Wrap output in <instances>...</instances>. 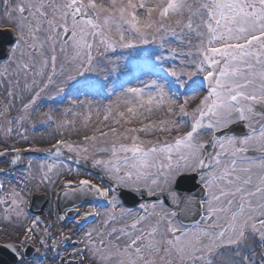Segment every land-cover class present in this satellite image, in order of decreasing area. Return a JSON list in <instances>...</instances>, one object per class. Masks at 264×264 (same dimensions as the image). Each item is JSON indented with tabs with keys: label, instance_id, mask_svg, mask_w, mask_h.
Wrapping results in <instances>:
<instances>
[{
	"label": "snow or ice",
	"instance_id": "snow-or-ice-1",
	"mask_svg": "<svg viewBox=\"0 0 264 264\" xmlns=\"http://www.w3.org/2000/svg\"><path fill=\"white\" fill-rule=\"evenodd\" d=\"M0 146V264H264V0H0Z\"/></svg>",
	"mask_w": 264,
	"mask_h": 264
},
{
	"label": "flooded vegetation",
	"instance_id": "flooded-vegetation-1",
	"mask_svg": "<svg viewBox=\"0 0 264 264\" xmlns=\"http://www.w3.org/2000/svg\"><path fill=\"white\" fill-rule=\"evenodd\" d=\"M56 182V180H55ZM82 209H84V207H82ZM85 211V210H84ZM83 211V212H84ZM82 212V213H83ZM62 228L63 229H67L69 230L71 233H73V235L77 236L78 237V234H79V228L73 223L72 219H68V222L67 223H63L62 222ZM68 248V247H67ZM69 251H67L66 253H68ZM63 255H67V254H63ZM85 263L89 264V262L87 260H85ZM46 264V263H45Z\"/></svg>",
	"mask_w": 264,
	"mask_h": 264
},
{
	"label": "rangeland",
	"instance_id": "rangeland-1",
	"mask_svg": "<svg viewBox=\"0 0 264 264\" xmlns=\"http://www.w3.org/2000/svg\"><path fill=\"white\" fill-rule=\"evenodd\" d=\"M68 104V103H67ZM67 104H65V106L63 105V106H60L61 107V109H63L64 107H66L67 106ZM54 107H56V106H54ZM45 110V109H44ZM42 111V110H41ZM74 111H78V110H74ZM72 120V119H71ZM76 126H79V122H77V124H76ZM42 131H44V129H39L37 132H35V134H41L42 133ZM34 136H36V135H34ZM38 136V135H37ZM40 187H45V185H43V184H41L40 185ZM39 187V188H40ZM35 191H36V189H35ZM8 231H12V229H8ZM40 232H41V234H43V226L41 225L40 226ZM5 235V233L4 232H2V231H0V237H2V236H4ZM0 240H4V239H0ZM34 245H36L37 247H39V245H38V242H36V241H33L32 242ZM40 248V247H39ZM41 250H44V248H42Z\"/></svg>",
	"mask_w": 264,
	"mask_h": 264
},
{
	"label": "water",
	"instance_id": "water-1",
	"mask_svg": "<svg viewBox=\"0 0 264 264\" xmlns=\"http://www.w3.org/2000/svg\"><path fill=\"white\" fill-rule=\"evenodd\" d=\"M8 39H10V38H9V37H7V36H5V37H4V41H5V43H4V48H5V47H6V45H7V42H6V41H7Z\"/></svg>",
	"mask_w": 264,
	"mask_h": 264
}]
</instances>
